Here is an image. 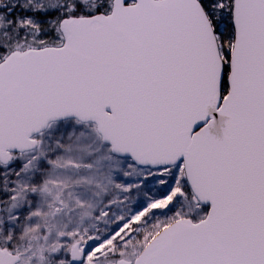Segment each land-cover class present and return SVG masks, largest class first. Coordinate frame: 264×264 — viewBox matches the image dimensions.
Returning a JSON list of instances; mask_svg holds the SVG:
<instances>
[{"label":"snow or ice","instance_id":"6c2138e0","mask_svg":"<svg viewBox=\"0 0 264 264\" xmlns=\"http://www.w3.org/2000/svg\"><path fill=\"white\" fill-rule=\"evenodd\" d=\"M0 264H264V0H0Z\"/></svg>","mask_w":264,"mask_h":264}]
</instances>
